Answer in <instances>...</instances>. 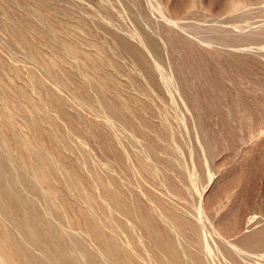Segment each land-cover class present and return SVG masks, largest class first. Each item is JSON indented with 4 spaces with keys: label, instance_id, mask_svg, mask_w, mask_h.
<instances>
[{
    "label": "rangeland",
    "instance_id": "1",
    "mask_svg": "<svg viewBox=\"0 0 264 264\" xmlns=\"http://www.w3.org/2000/svg\"><path fill=\"white\" fill-rule=\"evenodd\" d=\"M168 262L264 264V0H0V263Z\"/></svg>",
    "mask_w": 264,
    "mask_h": 264
},
{
    "label": "bare ground",
    "instance_id": "2",
    "mask_svg": "<svg viewBox=\"0 0 264 264\" xmlns=\"http://www.w3.org/2000/svg\"><path fill=\"white\" fill-rule=\"evenodd\" d=\"M26 141V140H25ZM38 156V155H37ZM42 160V159H41ZM45 160V159H44ZM42 164H44V163H42ZM34 165V164H33ZM46 167V166H45ZM49 167L47 166V169H48ZM182 175V174H181ZM191 179V178H190ZM33 182V181H32ZM42 182V181H41ZM104 190V189H103ZM81 200V199H80ZM132 203V202H131ZM134 203H135V201H134ZM135 205V204H134ZM125 207H126V205H124ZM113 207V206H112ZM119 207V206H118ZM135 207V206H134ZM133 207V208H134ZM103 208V207H102ZM136 208V207H135ZM120 209V208H119ZM127 209V208H126ZM128 209H130V208H128ZM133 211V210H132ZM127 212V211H126ZM123 214H125V213H123ZM133 214V213H132ZM131 214V215H132ZM135 214V213H134ZM126 215H128V214H126ZM84 218V217H83ZM86 218V217H85ZM118 220V219H117ZM165 222V221H164ZM166 223V222H165ZM92 226H93V224H92ZM167 227V226H166ZM172 227V226H171ZM89 229V228H88ZM171 231V230H170ZM90 232H91V230H90ZM99 232V231H98ZM133 232V231H132ZM203 233V232H202ZM172 235V234H171ZM99 236V235H98ZM174 238V237H173ZM154 239V238H153ZM112 240V239H111ZM175 240V239H174ZM172 241H173V239H172ZM205 241H206V239H205ZM2 242V241H1ZM100 243V242H99ZM155 243V242H154ZM176 243V241H174V244ZM178 243V242H177ZM5 244V243H4ZM103 244V243H102ZM207 244V243H206ZM162 245V244H161ZM127 246V245H126ZM158 246V245H157ZM163 246V245H162ZM165 246H167L166 244H165ZM161 247V246H160ZM168 247V246H167ZM102 248H103V246H102ZM127 248V247H126ZM182 248V247H181ZM208 248V247H207ZM168 249V248H167ZM160 250V249H159ZM210 250V249H209ZM124 251V250H123ZM5 252V251H4ZM192 252V251H191ZM6 253V252H5ZM171 253V252H170ZM194 252H192L191 254H193ZM213 253V252H212ZM110 254V253H109ZM185 254H187V253H185ZM196 254V253H195ZM197 254H198V252H197ZM200 254V253H199ZM173 255V254H172ZM194 255V254H193ZM193 255H191V256H193ZM201 255V254H200ZM212 255V254H211ZM211 255H209L210 257H211ZM7 256V255H6ZM195 256V255H194ZM198 258L200 257V256H198V255H196ZM93 257V256H92ZM115 257V256H114ZM185 257H187L186 255H185ZM169 258H170V256H169ZM189 258V257H188ZM212 258V257H211ZM172 259V258H171ZM193 259V258H192ZM191 259V260H192ZM199 259H201V258H199ZM198 259V260H199ZM189 260H190V258H189ZM202 260V259H201ZM102 261V260H101ZM106 261V260H105ZM108 261V260H107ZM114 261V260H113ZM181 261H182V259H181ZM184 261V260H183ZM183 261H182V263H183ZM212 263H213V261L212 260H210ZM215 261V260H214ZM4 262H5V260H4ZM8 262V261H7ZM110 262H111V260H110ZM164 262V261H163ZM193 262V261H192ZM194 262H196V261H194ZM202 261H200V263H201ZM120 263V262H119ZM166 263V262H165ZM176 263V262H175ZM174 263V264H175ZM208 263V262H207ZM1 264V263H0ZM168 264H169V262H168ZM184 264H185V262H184ZM194 264H197V263H194Z\"/></svg>",
    "mask_w": 264,
    "mask_h": 264
}]
</instances>
